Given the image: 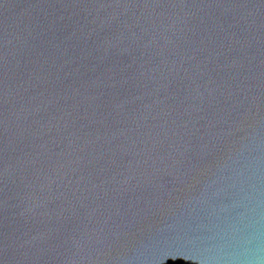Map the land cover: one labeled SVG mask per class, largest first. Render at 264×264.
<instances>
[{"label":"water","instance_id":"obj_1","mask_svg":"<svg viewBox=\"0 0 264 264\" xmlns=\"http://www.w3.org/2000/svg\"><path fill=\"white\" fill-rule=\"evenodd\" d=\"M0 264H264V0H0Z\"/></svg>","mask_w":264,"mask_h":264}]
</instances>
